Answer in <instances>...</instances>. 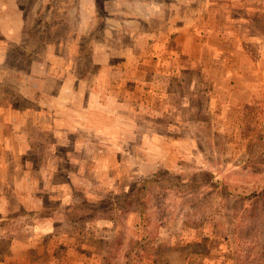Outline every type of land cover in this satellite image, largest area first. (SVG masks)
Masks as SVG:
<instances>
[{
  "label": "rangeland",
  "instance_id": "rangeland-1",
  "mask_svg": "<svg viewBox=\"0 0 264 264\" xmlns=\"http://www.w3.org/2000/svg\"><path fill=\"white\" fill-rule=\"evenodd\" d=\"M263 125L264 0H0V264H264Z\"/></svg>",
  "mask_w": 264,
  "mask_h": 264
},
{
  "label": "crops",
  "instance_id": "crops-1",
  "mask_svg": "<svg viewBox=\"0 0 264 264\" xmlns=\"http://www.w3.org/2000/svg\"><path fill=\"white\" fill-rule=\"evenodd\" d=\"M115 2L117 1V0H114ZM87 2L89 3V0H87ZM88 8L90 9V6H88ZM155 7H153V9H152V12H154L155 11ZM138 14H136V16H137ZM85 17H86V15H84L83 14V17H81V18H83V19H85ZM146 17V16H145ZM88 19V18H87ZM23 27H24V24L22 25ZM20 28H21V26H20ZM24 29V28H23ZM16 33V32H15ZM58 60V59H57Z\"/></svg>",
  "mask_w": 264,
  "mask_h": 264
},
{
  "label": "built area",
  "instance_id": "built-area-1",
  "mask_svg": "<svg viewBox=\"0 0 264 264\" xmlns=\"http://www.w3.org/2000/svg\"><path fill=\"white\" fill-rule=\"evenodd\" d=\"M263 133H264V125H263Z\"/></svg>",
  "mask_w": 264,
  "mask_h": 264
}]
</instances>
